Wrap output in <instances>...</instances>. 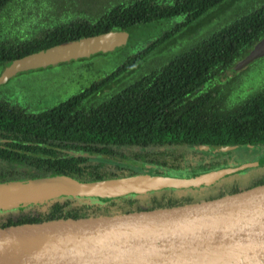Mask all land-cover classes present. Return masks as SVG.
<instances>
[{
  "label": "trees",
  "instance_id": "1",
  "mask_svg": "<svg viewBox=\"0 0 264 264\" xmlns=\"http://www.w3.org/2000/svg\"><path fill=\"white\" fill-rule=\"evenodd\" d=\"M234 1L130 0L96 12L90 7L87 15L58 17L35 29V20L48 22V5L55 0H0V73L9 61L66 41L111 30L130 33L125 48L91 58L102 64L119 58L113 68L94 70L97 79L90 87L63 102L41 109L22 106L0 88V182L57 174L98 181L144 171L99 155L155 165L145 172L176 176L226 166L232 156L243 158L238 151L246 152L247 160L263 152L264 58L234 76L226 72L264 38V5L207 38H192L194 22L213 20L206 15ZM181 34L186 35L178 40ZM85 61L90 60L78 62ZM251 69L258 70V82H239ZM202 145L238 146V151L214 154L199 150ZM250 180L242 189L231 182L202 194L179 196L169 189L151 193L145 202L127 196L88 205L66 198L45 211L6 212L0 225L171 206L264 184V176Z\"/></svg>",
  "mask_w": 264,
  "mask_h": 264
},
{
  "label": "water",
  "instance_id": "2",
  "mask_svg": "<svg viewBox=\"0 0 264 264\" xmlns=\"http://www.w3.org/2000/svg\"><path fill=\"white\" fill-rule=\"evenodd\" d=\"M129 38L128 31L111 30L9 61L0 73V86L20 74L115 53L128 45ZM261 58L264 38L226 75L243 72ZM237 148L202 145L199 150L216 154ZM103 157L144 170L157 168L99 155ZM262 167L264 156L176 176L142 172L83 181L57 174L10 180L0 182V214L12 211L15 216L32 208L45 211L50 203L66 198H82L94 205L127 196L145 199L169 189L202 194ZM0 264H264V184L171 206L1 224Z\"/></svg>",
  "mask_w": 264,
  "mask_h": 264
},
{
  "label": "rangeland",
  "instance_id": "3",
  "mask_svg": "<svg viewBox=\"0 0 264 264\" xmlns=\"http://www.w3.org/2000/svg\"><path fill=\"white\" fill-rule=\"evenodd\" d=\"M127 1L130 0H55L54 3L52 2L51 5H48V7L50 8L48 10H51L46 14L49 18L48 22H39L35 20L34 24L31 25H33L32 27L35 26L36 29V26L52 25L53 23L57 22L58 17L63 21H67L68 19H71L73 17L87 15L88 13L86 11L90 9V7H95L94 12H96L95 10H101L102 8H106L107 6H110L111 8V6L115 4ZM230 2H227V4L225 3L221 8H215L206 15L207 17H209V14H211L214 17L213 20L207 19L203 23L200 20L194 22L192 25H197V33L192 38L196 37V40L198 41L207 38L213 32L227 27L236 19L264 5V0H236L232 3ZM59 10H63V12L59 13ZM184 31L186 32L185 29ZM185 35L186 34H181L177 36L178 40H182ZM89 60L90 61L73 62L63 66L60 65L57 67H49L41 71H32L20 74L0 88L1 91H3V95H8L12 99L18 101L22 106H31V108L37 107L40 109L43 107L45 108L46 106H51L63 102L81 92L83 89L90 87V85L97 79L94 70L109 71L113 68L115 62L119 61V58H110V60H107V63L105 62V64L101 63L103 61L102 59H99V57ZM152 66L153 65L151 64L147 65L148 68ZM257 71L258 70L252 71L251 69L247 72H244L243 75H241L243 77L239 79V82L242 83L245 80H250V82L257 83L258 80L256 79L260 76H255ZM247 96H249V94L246 95V97ZM236 150L238 151V149ZM237 155H240L244 159L237 157V160H233L231 159L233 158L232 156L229 159V163H244L248 162L249 159H259L264 155V151L256 152L255 154L250 156L248 160V156L243 150L238 151ZM145 171L147 170H144L143 172L145 173ZM263 176L264 167L256 170H250L249 172H245L243 175L238 176L237 178L234 177L232 178V180H225L219 186V188L229 186V183L231 182H240L243 186L248 185L252 177H255V179H257ZM185 194H189V192ZM178 195L182 196L184 195V193L178 192ZM149 196L150 194L146 198H148ZM133 198H138V196H134ZM78 200L82 204L91 205L89 204V200H85L82 198H79ZM142 201L145 202V199H143ZM40 207L42 206H39L37 208ZM33 209L35 208H32L31 210ZM2 215L3 214H0V217Z\"/></svg>",
  "mask_w": 264,
  "mask_h": 264
},
{
  "label": "flooded vegetation",
  "instance_id": "4",
  "mask_svg": "<svg viewBox=\"0 0 264 264\" xmlns=\"http://www.w3.org/2000/svg\"><path fill=\"white\" fill-rule=\"evenodd\" d=\"M237 158V157H236ZM231 159H233V160H235L234 159V157L233 158H231ZM253 178V181L255 180V177H252ZM237 184L239 185V187L241 188V187H243V185L240 183V182H237ZM249 184V183H248ZM246 187V186H245ZM242 189V188H241Z\"/></svg>",
  "mask_w": 264,
  "mask_h": 264
}]
</instances>
